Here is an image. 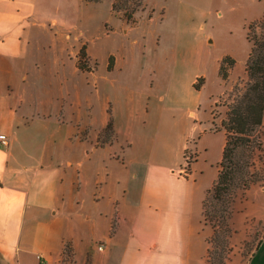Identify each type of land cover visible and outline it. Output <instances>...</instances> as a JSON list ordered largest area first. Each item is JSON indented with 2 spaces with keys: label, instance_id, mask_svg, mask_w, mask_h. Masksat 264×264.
<instances>
[{
  "label": "crops",
  "instance_id": "1",
  "mask_svg": "<svg viewBox=\"0 0 264 264\" xmlns=\"http://www.w3.org/2000/svg\"><path fill=\"white\" fill-rule=\"evenodd\" d=\"M69 1L0 0V134L9 140L0 148V264H208L210 236L200 252L191 223L201 153L184 126L195 110L179 112L169 127L165 112L132 94L124 122L83 120L87 99L55 92L71 79L97 77L90 52L73 37L81 20ZM82 47L91 71L77 66ZM187 151L196 158L181 176ZM242 209L264 222L261 185L245 193ZM246 264H264V234Z\"/></svg>",
  "mask_w": 264,
  "mask_h": 264
},
{
  "label": "rangeland",
  "instance_id": "2",
  "mask_svg": "<svg viewBox=\"0 0 264 264\" xmlns=\"http://www.w3.org/2000/svg\"><path fill=\"white\" fill-rule=\"evenodd\" d=\"M69 2L81 20L73 37L82 40L90 52L97 77L85 75L71 79L63 86L55 85V92L58 88L63 95H83L88 104L83 120L88 121L111 115L124 122L132 94L143 96L144 105L155 104L154 108L165 112V125L169 127L175 125L172 117L179 112L195 110L196 117L186 120L184 126L185 134L193 132L201 153L194 168L198 180L191 214V223L197 229L195 238L200 240L202 252L204 241L210 236L208 264H246L264 234V222L243 216L246 192L236 195L231 208L223 213L224 219H212L214 228L210 222L205 223L206 218L203 222L201 202L206 190L211 188L222 156L221 123L238 95L237 88L242 91L248 82L246 64L252 47L248 41L249 27L252 36L264 34L260 27L264 18L254 22L264 15V0H258L257 5L252 0L213 1L214 5L206 0H144L134 16L135 21L141 18L139 24L130 32L127 30L135 24L128 26L122 21V14L112 11V0L99 4L83 0ZM47 10L50 13L52 9ZM232 59L235 65L230 67ZM86 61L89 63L88 58ZM115 63L124 65L122 73L113 71ZM221 66L228 75L226 80L220 75ZM113 72L115 75L108 76ZM194 79L199 92L191 85ZM82 133L85 131L81 130L79 135ZM110 137V131L105 130L101 142ZM125 140L122 137L120 142L125 144ZM186 156L190 162L185 161L181 176H188L196 158L190 151ZM255 161L264 173V153L258 152ZM256 185H261L264 191V183ZM211 205H207V210L212 214Z\"/></svg>",
  "mask_w": 264,
  "mask_h": 264
},
{
  "label": "trees",
  "instance_id": "3",
  "mask_svg": "<svg viewBox=\"0 0 264 264\" xmlns=\"http://www.w3.org/2000/svg\"><path fill=\"white\" fill-rule=\"evenodd\" d=\"M83 1L93 4L103 2V0ZM117 1L112 0V11L116 14H122V21L128 26L136 24L134 16L141 10L144 0H135L132 4L130 0H119L122 2L120 4ZM260 23V27L264 31V21ZM251 33L252 28L249 27L248 41L252 47L246 64L248 82L242 91L237 88L238 95L233 103L229 105L226 118L221 123L225 140L218 176L203 202L205 223L210 222L212 228H214L212 219L223 218V213L231 208L239 192H247L256 184L264 183V173L255 161V155L258 152L264 153V140L262 139L264 121V34L258 37L257 35L252 36ZM86 58H88L87 52L83 47L78 55L77 66L84 72L91 71L89 63H86ZM112 65V58H110V69ZM234 65L235 61L232 59L230 67ZM223 70L224 68L221 66L220 75L226 80L228 75L226 72L223 73ZM195 89L197 90V88ZM107 130L109 131L110 127ZM208 204H212V214L207 210ZM209 254L210 250L207 252V255Z\"/></svg>",
  "mask_w": 264,
  "mask_h": 264
},
{
  "label": "built area",
  "instance_id": "4",
  "mask_svg": "<svg viewBox=\"0 0 264 264\" xmlns=\"http://www.w3.org/2000/svg\"><path fill=\"white\" fill-rule=\"evenodd\" d=\"M8 145H9L8 137L4 134H0V148H6ZM185 161L190 162V157L186 156ZM104 248L105 247L103 245H100L98 247V250L100 252H103ZM39 264H47V262L44 259H39Z\"/></svg>",
  "mask_w": 264,
  "mask_h": 264
}]
</instances>
